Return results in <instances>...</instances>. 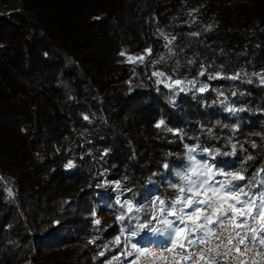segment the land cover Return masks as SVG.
<instances>
[{
    "label": "trees",
    "instance_id": "1",
    "mask_svg": "<svg viewBox=\"0 0 264 264\" xmlns=\"http://www.w3.org/2000/svg\"><path fill=\"white\" fill-rule=\"evenodd\" d=\"M262 80L264 0H0V264H104L100 171L143 191L191 146L264 173Z\"/></svg>",
    "mask_w": 264,
    "mask_h": 264
},
{
    "label": "snow or ice",
    "instance_id": "2",
    "mask_svg": "<svg viewBox=\"0 0 264 264\" xmlns=\"http://www.w3.org/2000/svg\"><path fill=\"white\" fill-rule=\"evenodd\" d=\"M129 60L132 58L129 57ZM156 75L162 76L163 73ZM182 84L183 81L177 80L174 87L184 91L186 89L180 87ZM163 124L164 122L160 121L156 127H162ZM193 151L195 149H189L188 159L191 166L185 172L176 173L180 183L170 185L177 195L170 203L157 197L154 205L156 210L151 217L175 218L160 220L165 226L170 245L157 252L132 244V251L127 252L128 256L134 257L130 264H141L142 257L151 258L148 264H183L184 261L192 260L194 255L188 249L198 245L207 247L199 252L198 260H194L193 264H198L199 261L204 264H216V258L220 256L231 257L234 264H264V251H261L264 249V235H261L264 233V191L252 195L250 191H245V185L237 183L245 179L242 174L225 173L215 170L208 163H200L191 155ZM67 167L72 168V163ZM217 176L223 179L217 180ZM117 204H120L119 200ZM120 206L126 209L129 220L132 219L131 213H139L142 210L135 207L131 201H126ZM124 219L125 214L117 216L119 221ZM96 223L99 224L100 221L97 220ZM148 227L147 223L136 225L139 230ZM136 235L137 231L134 230L131 236ZM125 239L129 240V237ZM116 243H120L119 237Z\"/></svg>",
    "mask_w": 264,
    "mask_h": 264
},
{
    "label": "rangeland",
    "instance_id": "3",
    "mask_svg": "<svg viewBox=\"0 0 264 264\" xmlns=\"http://www.w3.org/2000/svg\"><path fill=\"white\" fill-rule=\"evenodd\" d=\"M141 57H143L142 60L140 59ZM152 62L153 56L150 51H147L145 54L136 58L132 64L134 74L137 75L140 68L145 69L146 66H148ZM155 76L157 75L155 74ZM157 78L161 80V84L168 87L172 86V83H170L168 79H165L162 76H157ZM189 149H195V151H193L191 155L195 157V160L200 163H208L212 165L215 170H219L225 173L238 172L242 174L245 179L237 183L245 185V191H250L252 195H257L260 192L264 191V173H262L261 171L252 173L249 177H247L246 174H244L242 166L221 167L218 165L215 157H213L210 152L206 150L200 151L195 147L188 146L184 155V160L179 166L172 165L166 167L158 174L159 181H149L144 187L145 189L143 191H130L127 197L133 201L135 207L142 209L139 213H136L135 211L131 213V220L127 218L126 210L122 208L120 204H117L115 198L116 192H113V190L112 192H106L105 189L97 190L91 214L93 222L97 224V220L102 223L108 219H112L120 227L119 232L114 238L108 241L101 240L100 244L98 243L97 259L104 260V264H122V257L125 254V251H132V244H136L137 247H142L144 245L145 239H153L156 243L160 244H170L168 235L165 232V226L160 222V220L165 218L174 220L175 218L171 216H162L158 219H152L151 217L156 210L154 205L156 204L157 197L165 200L166 203H170L171 199L177 195V193L170 187V185L180 183L179 177L176 175V173L185 172L187 168L191 166V162L188 159ZM39 155L42 156V153H40ZM105 174L108 173H106V171L104 170L100 171V182L98 184L99 186L102 185ZM216 179L221 180L223 179V177L217 176ZM119 188L120 187L117 186L115 187L117 191L119 190ZM118 192L121 193V191ZM257 202L259 203L258 200ZM121 214H125V219L123 221L117 220V216ZM145 223L149 225L148 228L143 230H139L136 228V225ZM152 229H159L160 231H153ZM134 230L137 231L136 236H127ZM126 236L129 237V240L125 239ZM118 237L120 240L119 244L116 243Z\"/></svg>",
    "mask_w": 264,
    "mask_h": 264
},
{
    "label": "built area",
    "instance_id": "4",
    "mask_svg": "<svg viewBox=\"0 0 264 264\" xmlns=\"http://www.w3.org/2000/svg\"><path fill=\"white\" fill-rule=\"evenodd\" d=\"M38 157L41 159L42 156L38 154ZM118 185L119 190L121 191L118 192L115 187ZM99 186V185H98ZM102 187V188H101ZM97 190H103L105 189L106 192H116L115 193V198L116 201L119 200L121 204H124L126 201H131L132 204L135 206V204L133 203V201L127 197V195L130 193V189L128 187H126L120 180L118 179H109L108 174L104 175V180L102 181V185L99 187H96ZM99 193V191H98ZM114 194V193H113ZM141 207V206H139ZM125 209V208H124ZM126 210V209H125ZM261 235H264V233H262ZM127 236H131V234L127 235ZM126 236V237H127ZM170 244H160V243H156L153 239H145L144 240V245L141 248H146L149 250H153V251H162L165 247H168ZM207 246L205 245H198L197 247H192L189 248L188 251L194 253L192 260H188V261H184L183 264H193L194 260H198V254L200 251L205 250ZM257 247H259V245H257ZM126 250V249H125ZM261 251H264V249H261ZM127 250L125 251V254L123 255V261L122 264H130V261L134 259V257H130L127 255ZM246 259H248V257H245ZM151 258L149 257H142L141 258V264H148V261ZM198 264H204L203 261H199ZM216 264H234V261L232 260L231 257H217L216 258Z\"/></svg>",
    "mask_w": 264,
    "mask_h": 264
}]
</instances>
